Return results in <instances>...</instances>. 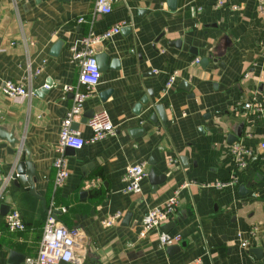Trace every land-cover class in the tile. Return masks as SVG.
Masks as SVG:
<instances>
[{"label":"crops","instance_id":"1","mask_svg":"<svg viewBox=\"0 0 264 264\" xmlns=\"http://www.w3.org/2000/svg\"><path fill=\"white\" fill-rule=\"evenodd\" d=\"M93 2L0 0V82L32 90L17 98L0 92V124L14 126L35 178V196L13 182L14 165L26 154L0 141L1 176L11 174L0 204L16 209L24 224L9 232L0 215V264L9 251L17 264L35 255L50 201L65 208L56 214L62 224L79 229L77 264H264V17L256 0H109L104 14L93 12ZM121 20L130 27L95 46L104 68L71 124L103 109L114 132L72 154L63 150L68 176L53 188L60 121L71 104L62 85L74 84L78 74L68 47ZM57 40L60 50L50 55ZM144 95L147 102L134 112ZM246 100L261 111L242 108ZM76 129L84 140L91 135L84 123ZM232 145L247 150L243 167ZM140 162L146 172L140 191L124 192L125 167ZM173 194L177 205L162 225L172 224L166 233L180 239L167 254L156 230L143 236L138 230L144 212ZM113 214V224L102 223Z\"/></svg>","mask_w":264,"mask_h":264},{"label":"built area","instance_id":"2","mask_svg":"<svg viewBox=\"0 0 264 264\" xmlns=\"http://www.w3.org/2000/svg\"><path fill=\"white\" fill-rule=\"evenodd\" d=\"M222 0H216V4L220 5ZM256 8L259 14L264 17V0H256ZM110 11L109 0H94L93 12L94 13H108ZM83 21L82 17L77 18V22ZM125 20H121L100 33L94 34L89 31L86 35L81 37L78 46L70 45L68 50L70 52V61L76 63L78 66V74L74 84H63L62 91L69 93L71 96L70 107L64 113L60 121V129L58 132V143L56 146L57 155L52 161L54 169L53 188L60 186L68 176L65 160L63 157V150L65 147L78 149L85 141L94 142L101 140L114 132V126L109 120L105 110L100 109L92 112L86 118V124L91 135L87 140H84L77 129H72L71 124L77 121V117L81 113L83 101L93 92L98 84L100 71L95 60V46L102 41L111 38L114 34L118 33L123 27H130ZM261 49L264 52V36L260 40ZM192 62L197 63L198 59L194 58ZM38 70H35L37 73ZM247 73L243 77H247ZM176 73L170 72L164 83L162 90H168L173 82ZM261 82H264V72L261 74ZM0 92L8 98H17L21 96L32 95V90L29 86H24L21 83H16L11 80H3L0 82ZM241 107L244 109L253 108L255 111L260 112V106L254 105L250 100L242 102ZM259 148L262 157L264 156V140L260 141ZM247 150L240 148L238 145H232L233 159L239 167L244 166L241 158L243 153ZM146 175L144 164L134 163L125 167L124 173L121 177L124 182L123 191L128 193H138L140 191L139 182ZM11 178L9 176H1L0 172V197L6 185ZM216 187H221L222 183H215ZM176 194L168 197L162 204L148 208L141 217L140 228L138 235L143 236L150 230L157 231L158 241L161 246H169L179 241L178 234L169 235L166 232L160 231V226L167 222L172 216L175 206L177 205ZM57 212H65L62 206L56 207L53 201L48 202L45 210V217L41 228V235L37 251L34 256H26L23 264H77L80 262L81 257L75 254L74 249L76 241L79 237V229L77 227H68L62 224L56 214ZM118 214L107 216L102 223L111 225L117 219ZM7 231L15 232L21 231L24 224L21 220L20 214L16 209H9L3 215Z\"/></svg>","mask_w":264,"mask_h":264},{"label":"water","instance_id":"3","mask_svg":"<svg viewBox=\"0 0 264 264\" xmlns=\"http://www.w3.org/2000/svg\"><path fill=\"white\" fill-rule=\"evenodd\" d=\"M60 45H61L60 41H58V40L55 41L50 48V52H49L50 55L56 56L60 50ZM94 57H95L98 69L103 70V68H104V56L102 54L95 53ZM45 83H46L45 85L47 86L49 82L46 81ZM40 91H44V90L41 89ZM147 95L151 96L150 93H148V92H147ZM147 95H144L143 97H141L138 100V103L134 106V112H137L138 109H140L141 105H144L147 102ZM100 97H101V99H103L102 95H100ZM154 109L157 112L162 123H164L165 117H164V112H163L162 106L157 104L154 106ZM91 114H92V112L89 114H82L78 123L73 124V126L71 125V128L76 129L77 125L79 123H85L86 118H88ZM153 116H154V114L152 113L151 117H153ZM234 139H235V136L229 135L227 143L232 144ZM0 141L5 142L10 148L16 149L18 151H22L26 154V159L16 161V163L14 165L13 171H14L15 175H14L13 182L15 184L17 182V184H20L21 186L24 187L25 190H27L30 194L35 196V192H34V181H35L34 170L31 166V162L29 160L27 151L21 146L19 138L15 135L14 126H10L9 128H5L3 125L0 124ZM64 150H65L66 154H72V148L65 147ZM147 176H148V179L151 180V178L153 177L152 172L149 171ZM42 203H43V200H42ZM7 209H8L7 206L5 204L1 203L0 204V215H4L7 211ZM171 226H172V224H170V223L164 224V225L160 226V230L163 232H167V231H169ZM177 249H178L177 245H171V246H167L165 248L167 254H171V253L177 251ZM14 257L16 258L15 252L9 251L7 264H17Z\"/></svg>","mask_w":264,"mask_h":264},{"label":"trees","instance_id":"4","mask_svg":"<svg viewBox=\"0 0 264 264\" xmlns=\"http://www.w3.org/2000/svg\"><path fill=\"white\" fill-rule=\"evenodd\" d=\"M5 223V222H4ZM6 227V226H5Z\"/></svg>","mask_w":264,"mask_h":264}]
</instances>
